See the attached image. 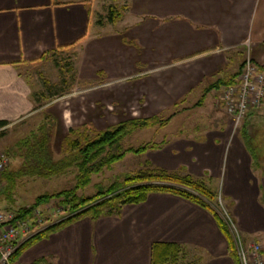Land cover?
I'll use <instances>...</instances> for the list:
<instances>
[{"label":"crops","instance_id":"crops-1","mask_svg":"<svg viewBox=\"0 0 264 264\" xmlns=\"http://www.w3.org/2000/svg\"><path fill=\"white\" fill-rule=\"evenodd\" d=\"M94 12L90 0H0V118L30 122L40 111L39 121L47 107L52 144L68 126L165 118L140 127L157 131L143 141L153 146L137 152L140 163L219 189L242 234L263 237L264 99L246 111L242 129L232 127L215 105L222 84L214 83L232 78L246 53L264 69V0H125L115 20ZM60 51L70 55L76 85L57 105L34 106L44 95L30 69ZM154 241L176 242L178 262L236 264L232 238L212 213L171 191L149 192L116 215L71 221L11 264L40 256L49 264H149Z\"/></svg>","mask_w":264,"mask_h":264},{"label":"trees","instance_id":"trees-1","mask_svg":"<svg viewBox=\"0 0 264 264\" xmlns=\"http://www.w3.org/2000/svg\"><path fill=\"white\" fill-rule=\"evenodd\" d=\"M107 17L113 20L110 14ZM230 79L220 80L214 84H225ZM246 114L247 112L240 121L241 129ZM164 120L165 118L153 114L141 117L129 116L100 130H94L85 125H81V128L69 126L59 142L60 155L54 157L51 149L53 117L43 112L39 121L8 147L6 151L8 156L20 158L19 166L12 173L30 177H50L71 171L73 181L70 185L57 190L40 192L34 196L31 204L20 205L12 210L15 216L31 217L37 205L46 204L50 198H57L67 214L42 224L23 237L9 255L8 263L11 264L22 249L57 228L83 216L94 219L101 215H116L122 204L141 201L152 191L176 192L198 203L212 213L231 241L229 231L217 211L216 190L208 187L203 180L187 173L150 167L145 161L144 166L124 173L123 179L110 182L104 189H97L89 195L77 192L90 182L91 174L99 171L104 165L121 158L126 152L137 153L153 146V143L146 141L121 148L119 142L125 135L136 128L160 125ZM7 123V120L0 118V136L4 134ZM113 146L114 148L116 146L114 151L111 150ZM2 173L4 174L3 170L0 172V177ZM12 179L13 176H9L10 184ZM31 222L33 223L32 220ZM180 251L181 247L176 242L154 241L150 246L149 264H193L191 261L178 262ZM233 254H235L234 250ZM234 257L236 259L235 255ZM27 264L49 263L46 257L40 256ZM236 264H238L237 259Z\"/></svg>","mask_w":264,"mask_h":264},{"label":"rangeland","instance_id":"rangeland-1","mask_svg":"<svg viewBox=\"0 0 264 264\" xmlns=\"http://www.w3.org/2000/svg\"><path fill=\"white\" fill-rule=\"evenodd\" d=\"M94 7V17L100 19H108L107 15L110 14L113 20L119 18L121 10L124 8L125 0H90ZM69 53L59 52L50 53L45 59V62L40 64L39 68L33 67L30 69V74L33 75V88L40 91L44 96H39L35 100V105L51 103L50 107L55 106L56 102H60L58 96L62 93H66L73 90L76 81L74 76L69 72ZM78 87L80 86L77 83ZM77 87V89H78ZM71 90V91H72ZM65 98V97H64ZM217 98V96H216ZM215 105L221 109V113L228 118L227 113L224 111L222 105L215 99ZM260 105V104H259ZM44 105H42L43 107ZM65 109L69 107L68 102L64 104ZM41 111L47 112V107L40 108ZM49 113V112H47ZM50 114V113H49ZM36 115V116H35ZM40 116V111L34 114L29 120L30 122H13L6 124L4 134L0 136V151L7 154L8 147L15 141V139L23 136L27 133V130L33 127ZM192 119H196L199 116L197 113L190 115ZM229 119V118H228ZM38 122V121H37ZM54 122V120H53ZM34 123V124H33ZM89 124V123H88ZM240 124V122H239ZM239 124L237 126H239ZM94 130H100L90 125H85ZM69 127V126H68ZM81 128L82 126H77ZM167 128V127H166ZM163 130V129H161ZM149 128H139L135 131L125 135L119 142V146L126 147L128 145H137L145 140L153 139L157 134ZM53 134V132H52ZM60 140L54 141L52 144L51 137V149L54 157L60 155L58 152ZM111 150H116L111 147ZM8 155V154H7ZM142 158L141 154L126 152L123 156L108 165H104L99 171L91 174L90 182L83 188L77 190V192L83 195H89L97 189H104L110 182L116 179H123V174L126 172H132L140 166H144L140 163ZM20 158L16 156H9V160L5 164L3 169L4 174L0 177V210L10 209L20 206L29 205L33 201L36 194L43 191L57 190L61 187L68 186L72 183V172L66 171L65 173L58 174L57 176L50 177H30L29 175H14L12 172L19 166ZM7 174V175H6ZM9 176H13L11 184L8 180ZM37 209V217L41 219V226L46 222H52L57 218L67 214L66 209L57 198H50L46 204H39L35 207ZM5 264H10L6 262Z\"/></svg>","mask_w":264,"mask_h":264},{"label":"built area","instance_id":"built-area-1","mask_svg":"<svg viewBox=\"0 0 264 264\" xmlns=\"http://www.w3.org/2000/svg\"><path fill=\"white\" fill-rule=\"evenodd\" d=\"M264 99V69L246 53L238 70L217 92V101L227 113L232 127H236L250 107L261 104ZM9 156L0 151V172ZM217 211L225 223L233 242L238 264H264V236L246 237L237 227L221 192L216 190ZM37 209L32 216H15L10 209L0 210V263L8 262L17 243L41 224ZM33 221V223L31 222Z\"/></svg>","mask_w":264,"mask_h":264}]
</instances>
